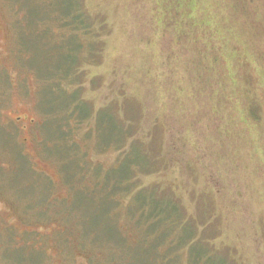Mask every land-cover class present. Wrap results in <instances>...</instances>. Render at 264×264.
<instances>
[{"label":"rangeland","instance_id":"1","mask_svg":"<svg viewBox=\"0 0 264 264\" xmlns=\"http://www.w3.org/2000/svg\"><path fill=\"white\" fill-rule=\"evenodd\" d=\"M58 1L0 0V264H264V0L189 1L196 45L161 29L162 0H77L97 56L47 79L52 48L93 41ZM155 193L180 200L174 230L143 212Z\"/></svg>","mask_w":264,"mask_h":264},{"label":"trees","instance_id":"2","mask_svg":"<svg viewBox=\"0 0 264 264\" xmlns=\"http://www.w3.org/2000/svg\"><path fill=\"white\" fill-rule=\"evenodd\" d=\"M74 1L75 0H59L58 5L60 6L61 13L66 15V16L73 17V20L71 21L70 25L74 27V30H79L80 32L84 33V36H86V37L92 36L93 41L91 43H88V44L81 41L77 44L75 42V39L70 38L71 41L69 42V44H67V48L65 50H62L63 44L60 45L59 47L52 48L53 53L51 55L56 57V70L57 71H56V74L50 75L49 77H47V79L54 78V77H60V75H63V77H68L71 74V72L73 73L74 66L75 65L77 66L78 64L81 63L82 56L87 55V57H88V59H90V61L97 56V53L95 52L96 48L98 47V45L96 43L97 38H95V35L92 32V30L89 26L90 24L86 25L87 21L85 19H87V18H85V17H87V15L85 12L81 11L80 2L76 0V3H74ZM162 1H163V3L158 6L157 12H156V14L158 15L157 19L159 21L161 29L168 28L169 26H172L173 28H177L179 30V34L181 36L187 35L185 37L187 42L189 41L188 36H191L190 42H188V43L196 45L199 41V38L196 36L198 34L194 31L196 30V27H198V25H197L196 19L194 18V12L190 8V5L192 4V2L191 3L189 2V1H193V0H162ZM201 2H202V6L206 7L205 8L206 12L209 10H213L214 13L216 12L215 14L217 15V14H220L222 12H223V14L226 13V10H230L231 6H232V8H235V9H240L239 7H241L244 9V11L246 13H248L247 7L249 6L250 3H252V0H201ZM162 10H164V11H162ZM258 11H259V9H258ZM251 12H253V11L251 10ZM232 13L234 16H237L236 13H234V12H232ZM254 13H248V18H249V16H256V13L255 14ZM227 18L229 21V25H231V27L237 29L238 32H241L240 29L238 28L241 25L237 24L236 21L233 22L228 15H227ZM66 25H69V24L66 23ZM199 25H200V28L202 26V29L200 30L201 32H203V33H204V31L207 32L206 29L209 28V26L207 25V21L200 22ZM208 31L212 32V28ZM206 42H208V43L205 44L206 48L204 49V54L208 60V63L209 62L211 64L217 63L218 57L212 54V57L210 58V55H209L210 50L211 49H212V51L215 50V47L212 46L210 39H207ZM102 48H103V46H102ZM81 49H84V50L81 51ZM61 51H65V54L64 55L60 54ZM101 51L102 50H100L99 55L102 54ZM44 78H46V77H44ZM51 87L52 86L49 87V90L51 89ZM67 87H68V85H67ZM57 90L64 94V100L65 101L62 102V104H66L64 108H67V106L71 105L72 102L75 103L74 97H73V99L71 98V100H68L67 97H71V96H69V95L66 96L65 92L67 91V89H62L61 87H58L55 92H57ZM52 94H54V93H52ZM61 100H63V99H60L59 101H61ZM83 105L87 109L86 115L82 114V106ZM249 106H250V104H249ZM251 107H252V105H251ZM106 109L112 110L111 107H108ZM72 110H73V111H71V112H73L72 115L77 113L80 118H81V116H82V118L87 117L89 115V113L91 112L89 107L85 106V104L75 105L72 108ZM102 111H100V112H102ZM98 118H99V116L97 115V122L99 123ZM116 123L118 126L117 133H118V141H119L121 139V135L123 132L122 129L124 128V125H123V127H121L120 124H118L119 123L118 121H116ZM59 125L62 126L61 124H59ZM135 126H136L135 124H132L130 127H127L128 129H126V130L131 131ZM156 159H159V158H156ZM124 162H125V160H124ZM123 164H122V166H123ZM133 166H134V163H133ZM136 166H137L136 169L133 171V168L130 170V168L127 165V170H128L127 176L124 178H120L119 180H121V181H114L113 188H112L113 192H116V191H119L122 189V186L125 182L123 179L130 178L131 175L135 172L145 171L147 165H136ZM150 191H151V200H153L154 198H153L152 192H154V189H151ZM169 191L170 190L168 188H164V190H163V192H166V194ZM155 195H156V193H155ZM157 198H161V199H157ZM163 199L164 198H162L161 196L156 195V201L158 202V204L153 209H150V208L148 209L147 204H146V200H149V201H151V200L146 199L145 201L141 202V208H145V209H143L144 213L146 211H149L148 221L156 219V222H154V224H151L152 226H154V225L159 226L160 223H164V224H167L168 227H171L174 230L177 227V223H178V221H176V218L174 217V213H176L178 216V213L180 212V209H181V206L179 205L180 200H177V203L175 202L176 204L173 205L172 202H168L166 204H163ZM169 208L173 211V213H170V215H168L166 213V215H167L166 216L163 210L165 209V211H168ZM183 225L185 226V223ZM199 257L200 258H197L198 260L196 259L195 261L194 260L191 261V264H197V263L202 264L201 261H205V260L202 256H199ZM207 261H209V260H207ZM204 264H206V263H204ZM213 264H225V263L223 261H220V263H215V261H214Z\"/></svg>","mask_w":264,"mask_h":264}]
</instances>
